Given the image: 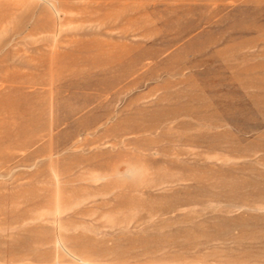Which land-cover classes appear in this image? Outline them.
Masks as SVG:
<instances>
[{"label":"rangeland","instance_id":"obj_1","mask_svg":"<svg viewBox=\"0 0 264 264\" xmlns=\"http://www.w3.org/2000/svg\"><path fill=\"white\" fill-rule=\"evenodd\" d=\"M0 264H264V0H0Z\"/></svg>","mask_w":264,"mask_h":264}]
</instances>
